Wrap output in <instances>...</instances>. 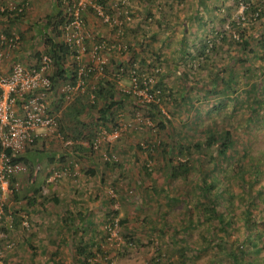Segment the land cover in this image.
<instances>
[{
  "label": "rangeland",
  "instance_id": "rangeland-1",
  "mask_svg": "<svg viewBox=\"0 0 264 264\" xmlns=\"http://www.w3.org/2000/svg\"><path fill=\"white\" fill-rule=\"evenodd\" d=\"M62 1L65 7L59 9L47 0L33 3L32 16L37 10L53 14L60 9L67 15L68 7L83 1L80 14L90 34L85 42L88 49L81 55L83 64L94 65L88 52L94 43L104 40L125 46L102 52L103 70L94 71L87 81L81 117L86 122L100 115L97 110L102 100L96 109L89 107L94 103L90 96L97 90L98 80L116 81L115 98L121 107L117 121L105 126L98 123L91 138L79 139L64 132L65 139L47 150L59 153L50 158V165L73 164L74 172L55 184L42 181L46 189L41 188L39 200L43 205H53L42 217L27 212L31 205L26 198L36 170L26 171V184L16 191L15 199L10 195L4 203L2 264H56L57 260L68 264L77 258L75 248L83 242L92 243L100 264L106 259H111V264H234L226 258L229 248L237 245L247 248L239 255V262L244 258L245 264H264V249L250 245L254 240L264 242V47L258 45L264 35V11L254 18V13L246 10L242 20L236 0H103L102 7L109 16L106 22L92 7L97 0ZM15 2L10 0L0 7L12 6V12L28 7L16 6ZM44 16L37 21H44ZM233 22H237L236 27H232ZM61 26L52 33L36 27H32L34 31L17 28L10 32H16L20 40L21 34L28 32L32 36L29 40L35 39L33 52L47 54L39 44H44L46 34L64 41ZM240 31L249 40L246 49L240 45ZM214 43L217 45L212 49ZM203 44L206 56L199 54ZM19 62L28 65L22 58ZM74 62L75 56L68 57L69 66ZM132 71L151 76L154 86L165 90L157 107L160 113L125 91L130 90ZM227 79H231L230 86L225 88ZM222 101L226 105L214 110ZM101 127L108 133L121 128L120 135L103 139L100 147L92 150L90 143L99 136ZM209 129L223 133L229 129L232 135L226 158L220 157L214 167L207 161L211 153L203 144ZM68 140L72 143L65 144ZM180 142H198L202 147L182 156L178 154ZM147 144L152 150L144 148ZM79 145L83 148L76 147ZM64 153L68 155L62 157ZM183 157L190 159V167L183 176H172L170 167ZM112 160L120 166L106 165ZM234 164L242 169L241 174H236ZM210 167L213 169L209 171ZM203 172L209 180L218 178V201L226 206V227L206 208L200 185ZM53 199L58 202L53 204ZM66 210L74 220L68 226L62 220ZM13 211L19 222L12 227ZM114 211V224H110ZM77 213L83 218L77 219ZM249 214L252 219L247 222ZM39 218L44 221L38 223ZM34 227L37 235L31 242L37 247L36 253L29 246V238L23 241V234ZM249 231L255 234L248 235Z\"/></svg>",
  "mask_w": 264,
  "mask_h": 264
},
{
  "label": "built area",
  "instance_id": "built-area-1",
  "mask_svg": "<svg viewBox=\"0 0 264 264\" xmlns=\"http://www.w3.org/2000/svg\"><path fill=\"white\" fill-rule=\"evenodd\" d=\"M127 3V0H122ZM264 2V0H262ZM253 0H238L241 9L240 16L251 6ZM84 2L79 1L68 7L67 19L61 26L64 42L74 52L77 59V75L75 81H66L59 86V92L66 94L67 100L71 99L73 93L84 92L88 85V79L94 71L101 73L103 70L104 58L102 52L110 51L113 48L121 49L125 46L110 45L102 40L90 46L89 61L94 65L89 66L81 62V55L87 51L85 42L89 40L90 34L85 31L81 18V11L84 9ZM92 7L100 14L104 21H109V16L105 14L100 0L94 2ZM13 7L10 6L9 10ZM2 10V8H1ZM18 8V11H22ZM263 9L259 5L254 18H258ZM258 16V17H257ZM244 20V17H240ZM20 36L16 32L5 33L0 31V220L4 215L5 200L19 189L16 179L20 173L29 170L28 165L22 160H16L30 149L38 136V130H48L56 138L63 141L64 136L59 131L57 115L50 109L48 95L53 89L52 58L49 54H43L39 65L29 66L19 61L13 63L8 73H3L1 67L3 62L19 47ZM141 81V85L139 83ZM137 97L142 104H159L162 91L154 86L151 76L138 75L131 72L130 90H125ZM93 101L94 94H91ZM121 128H116L111 133L103 127L99 129V136L91 143L90 148L96 150L100 147L103 139H117ZM65 141V144H71ZM66 175H70L67 168L53 169L47 176L46 183L59 181ZM25 226L27 220L23 221ZM0 264L1 257H0Z\"/></svg>",
  "mask_w": 264,
  "mask_h": 264
},
{
  "label": "trees",
  "instance_id": "trees-1",
  "mask_svg": "<svg viewBox=\"0 0 264 264\" xmlns=\"http://www.w3.org/2000/svg\"><path fill=\"white\" fill-rule=\"evenodd\" d=\"M101 3H104L103 0H100ZM238 1V0H236ZM58 2V6H62L65 7V4H63L62 0H57ZM256 2V4H251L250 7H248L246 10H250L251 12L255 13L258 10L259 5H264V2L262 0H254V3ZM238 3V2H237ZM253 5V6H252ZM0 7V15H4V14H8V15H12V13L15 14V17H21L24 13V11H14L12 12L11 10H9V8L7 7ZM58 12L56 13V16L58 15V19H56L55 16L51 18H48L50 20H47V23L49 24L50 28L48 30L49 33H52L53 31H56V27H58L59 25L61 26L64 21L67 19L66 18V14L62 15L61 14V9L57 10ZM246 12V11H245ZM262 14V13H261ZM258 17V16H257ZM53 20V21H52ZM52 21V22H51ZM160 21V20H159ZM237 26V22H233L232 23V27H236ZM5 33H10V31H6V30H2V32ZM243 31V30H241ZM239 32V37L241 38L242 43L240 44L241 47L243 49H246L249 45V40L247 38H244V33L243 32ZM58 34V31H57ZM49 34H46V36L44 37V44H45V50L44 53H47L51 56L52 58V75H51V80L53 82V86L54 83H58L61 80H68V81H75L76 79V75H77V62H74V64H72L71 66H69L67 64V58L70 57L71 55H73V51L70 49V47L63 41V40H56L52 35L48 36ZM225 36H222L221 39H224ZM239 44V42H237ZM205 45L203 44L202 46V50H200L201 55L206 56L205 53ZM216 43L213 44L212 49L216 47ZM258 45H260L261 47H264V35L263 38L261 37L258 41ZM43 54L40 53V55H38L36 64H34L33 66L39 65L40 60H41V56ZM74 56V55H73ZM143 61H139V64L142 65ZM138 71V70H137ZM115 77V75H114ZM102 80V79H101ZM230 81L231 79H227L225 81V88L230 86ZM140 85H141V81H139ZM111 84L110 81L105 80L104 82H100L99 81V86H97V90H92L94 93V103L92 102L91 104L89 103V107L91 108H97L98 103L100 100L103 101L102 106L97 110V113L100 114L99 116L95 117V120H88L86 122H84L85 120H77V122H73V124H75V126L73 128H71V130L73 131L72 133L74 134L75 137L77 138H83V137H88L91 138L92 136H94V133L96 131V126L98 125V123H102L104 126L105 125H109L110 123H115L118 119V113L121 107V102L116 100V98H114V92L115 90L110 89L107 90L106 89V85ZM161 91H162V95L164 94L165 90L161 87ZM224 90H221V92H223ZM60 100L62 102H66L67 101V96L66 94L60 93ZM123 94V93H122ZM88 92L84 93L83 95H81V100L84 101L87 98ZM128 95V94H127ZM80 98V97H79ZM122 100V99H120ZM81 101V102H82ZM228 101V100H227ZM86 105V102H85ZM85 105L81 108V106H78V103L76 102V104H72L71 108L74 109L73 113L76 116V119L81 117L82 112L84 111ZM224 105H226L225 102H217L216 105H214V110H219L221 107H223ZM151 107L154 108V110L158 111V113H160V110L157 108L158 104H150ZM157 113V114H158ZM68 117V114L66 115ZM57 121L60 125V119H58L57 117ZM72 124V125H73ZM162 126L165 125V122H161ZM207 132V136L205 138V141L203 142V144L207 147L208 150H210L209 156L207 157V161L210 162V164L214 167L218 164L219 160L226 158L227 155V151L229 150L230 146H231V142H232V135H231V131L229 129L226 130V132H222V131H218V130H213V129H209L206 131ZM72 134V135H73ZM36 143V142H35ZM34 143V144H35ZM175 143V142H174ZM178 154L182 155V156H190L193 152V150L195 148H200L202 147V145L198 142H194L192 144L189 143H178ZM77 148H83V146H76ZM144 148L146 150H152V147L147 144L146 146H144ZM143 148V149H144ZM212 148H214V151L212 152ZM63 157V156H62ZM221 157V159H219ZM16 160H22L24 161L27 165H30V158L27 154L23 153L21 154V156H19L18 158H15ZM106 165L108 166H115V167H119L120 163H118L117 161H106L105 162ZM112 164V165H111ZM190 167V159L187 160L186 158H182V160L177 162L176 166H171L170 167V172L171 175L174 177L177 176H183L186 171L188 170V168ZM213 167L209 168V171L213 169ZM60 168H67L70 172H74V165L71 164V166H65L63 165V167ZM234 171L236 172V174H241L242 169L239 167L238 164H234L233 166ZM146 170V169H145ZM16 179V176L13 178ZM34 179V177H33ZM45 185L48 184H52V183H46V180H44ZM217 181L218 178L215 176V178H213L212 180H209L208 177L204 176V172L202 174V178L200 180V185L202 187V193L204 195V197H206V205H207V210L209 211L210 214H212L215 219L217 220V222L223 226L226 227V206H224L222 204V202H219V195L217 193ZM56 183V182H53ZM37 191V190H36ZM11 196H13V198L15 199L17 197V193L16 191H13V193L11 194ZM39 197L36 195H30L29 197H27V203L28 205H32L37 198ZM228 201H230V197L227 198ZM53 201H57V199H53ZM15 209V208H14ZM7 212V207L4 205V213L6 214ZM116 212H113V216L112 218L109 219V221H111L110 224H114L113 218L115 216ZM4 214V216H5ZM77 219H82L83 215L81 213H77ZM109 215V214H108ZM250 216L252 215H246L245 221L247 220V222H249ZM4 221H5V217ZM3 218L1 220H3ZM62 220L64 222L65 225H69L71 223V221L73 222L74 220L72 219V216L69 213V210H66V212L63 213L62 215ZM19 222V218L16 214L15 211H13L12 213V219H11V225L13 227L17 226ZM121 222V221H120ZM262 223L264 224V220L262 221ZM4 224V223H3ZM0 227L1 223H0ZM3 229H5L4 227L0 228V230L2 231ZM28 229V228H27ZM226 229V228H225ZM250 230H254L253 226H249ZM30 231V232H29ZM26 234H23V241L25 239L29 238V246L33 249V252L36 253V245L34 244V242L32 243L31 240L36 238V227L32 228L31 230H29ZM258 232V230L256 231ZM249 234H255L253 233V231H249ZM253 238V237H252ZM9 246L11 244H8ZM251 247H255L256 249L259 250V248H263L264 249V242L261 241H256L254 240L253 242L250 243ZM247 248H244L243 246H239L237 245L234 249H230L228 250V258H230L232 260V262L234 264H245V259L242 258V262L238 261L239 259V255L240 254H244L246 252ZM75 252L77 253V258L68 264H100L99 262H96L97 260L95 259L97 254L96 252H93L92 250V243H88V242H83L82 244H79L76 248H75ZM51 257H54V255H52ZM95 260V261H94ZM56 264H63L62 262L58 261L56 262ZM105 264H111V259H106Z\"/></svg>",
  "mask_w": 264,
  "mask_h": 264
},
{
  "label": "crops",
  "instance_id": "crops-1",
  "mask_svg": "<svg viewBox=\"0 0 264 264\" xmlns=\"http://www.w3.org/2000/svg\"><path fill=\"white\" fill-rule=\"evenodd\" d=\"M8 1H10V0H0V4H4ZM13 1H16L15 2L16 6H24V5L28 6L27 9H25V11L23 13V15L25 14V17L23 18V21L20 22L19 17L16 18L15 16L4 14L3 16H5V17L0 18V29L6 30V31L7 30L8 31H14L17 28L22 30V31H26V30L34 31L35 29L32 27L38 28V31L49 29L50 26L47 23V20H50L48 18L52 19V17L55 16L57 12L51 14L48 11L39 12L37 10L36 16H32V15H34L35 12L33 11L31 4L36 3L40 0H13ZM47 2L51 7L59 9L58 8L59 7L58 2L56 0H55V2L53 0H47ZM64 2H65V0H64ZM36 6H37V4H36ZM52 10H53V12L56 11L55 9H52ZM14 11H16V10H14ZM45 14H46V16H44V17H46V18L44 19V21H42V20L37 21L39 17L41 18ZM24 35H26V37H24ZM31 37L32 36L28 32L21 34V40H20L21 43H20L19 47L14 52H12V54L9 56V59H7L6 62H4L2 67H1V71L3 73H8V71H9L10 67L13 65V63L19 61L20 58L26 60V63L29 66H33L34 64H36L38 55H40V53H38L36 51L33 52L32 48L35 46L36 43H35L34 38L29 40V38H31ZM25 40L28 42V44H25ZM39 46H40L39 49H41V50L43 48L45 49V44L42 43V44H39ZM31 61H34V63H32ZM67 64H68V58H67ZM66 81H68V80H61L58 83H54L53 89L50 92V94L48 95V99H50L49 107L57 115L58 119H60V125L58 123L59 131L61 132V134L64 137H66V135L63 134L64 132L68 135L73 134L72 133L73 131L71 130V128H73L75 126V124H73V122H77V120H81V121L86 120L83 117H79L76 119V116L73 113L74 109L71 108V105L72 104L75 105L76 102L78 103L79 107L81 106V108L85 105L86 101L81 100V95H83L85 92L78 91V92L73 93L72 96L74 95V97L71 98L70 100H67L65 103L60 100L61 94L59 92V88H60L59 86H61L62 83L63 82L65 83ZM99 81L100 80H98L97 82L99 83ZM116 85H117L116 81L111 80V84H108L105 87L107 90H110V89L117 90ZM115 95H116V92H114V98H115ZM102 104H101V106H102ZM67 114H68V117L66 116ZM35 142L36 143L30 149H28L25 152V154H27L30 158V165L28 164V168L29 169L33 168L36 170L35 172H33L34 174L35 173L36 174H35L34 179H32V184H31L32 185V191H30L28 193V195H31V196L32 195H36V196L40 195L39 192H40L41 188L43 191H45L46 186L43 184L42 181L47 179V176H48L49 172L51 171L50 169H56V168L59 169L60 168V167H57L55 165H50V158H53L55 155H59V153L56 154V153L50 152V151L47 152V150L50 147L55 146L54 142H62V141L59 140L58 138H56L55 135L51 134L48 130L40 129V130H38V136H37ZM47 153H50L51 155L47 154ZM63 155H68V154L64 153V154H62V156ZM37 170H40L41 172L37 171ZM44 170H45V172H43ZM39 172L41 173V175L40 176L38 175V177H37L38 179H37L36 176ZM26 175H28L26 172L24 174H21L19 177V180H18V176L16 177V180H17L20 188H22L21 185L24 186V184H26L25 180L28 178V177L25 178ZM44 175H46L45 178H44ZM21 176L24 177L25 179L22 178ZM52 184H55V183H52ZM57 202H58V200L53 201V204H55ZM44 207H46V209ZM52 207H53V205H50V204L43 205V201L39 200V197H38L37 200L31 206H29L27 212H29L30 215L34 213V216L37 213V214H40V216L42 217L44 215V213L46 214L47 210H50ZM42 220L44 221V219L39 218L36 221H38V223H41Z\"/></svg>",
  "mask_w": 264,
  "mask_h": 264
},
{
  "label": "clouds",
  "instance_id": "clouds-1",
  "mask_svg": "<svg viewBox=\"0 0 264 264\" xmlns=\"http://www.w3.org/2000/svg\"><path fill=\"white\" fill-rule=\"evenodd\" d=\"M56 169H58V168H56ZM59 169H62V168H59ZM53 169H51V171H52ZM51 171L49 172V174L51 173ZM70 172V171H69ZM71 173V172H70ZM48 174V175H49ZM5 214V213H4ZM4 217V215L2 216V218ZM2 222V220H0V223ZM23 223V222H22Z\"/></svg>",
  "mask_w": 264,
  "mask_h": 264
}]
</instances>
